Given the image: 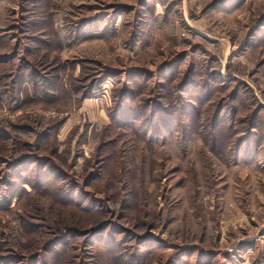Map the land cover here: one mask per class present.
<instances>
[{
  "label": "rangeland",
  "instance_id": "374dc122",
  "mask_svg": "<svg viewBox=\"0 0 264 264\" xmlns=\"http://www.w3.org/2000/svg\"><path fill=\"white\" fill-rule=\"evenodd\" d=\"M0 264H264V0H0Z\"/></svg>",
  "mask_w": 264,
  "mask_h": 264
}]
</instances>
